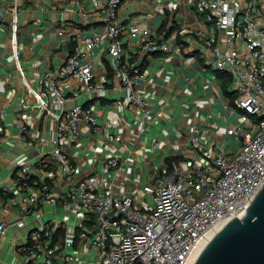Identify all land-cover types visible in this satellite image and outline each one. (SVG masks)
I'll return each instance as SVG.
<instances>
[{"label":"built area","instance_id":"obj_1","mask_svg":"<svg viewBox=\"0 0 264 264\" xmlns=\"http://www.w3.org/2000/svg\"><path fill=\"white\" fill-rule=\"evenodd\" d=\"M184 7L197 23L187 24ZM25 10L36 13L34 24L49 23L63 43L36 85L19 54ZM0 21L25 87L21 108L37 112L14 125L25 145L45 147L15 161L12 184L0 188V196L13 187L24 195L21 214L6 221L0 213V241L10 226L26 232L24 242H13L9 264H193L224 223L246 212L264 184V0H8ZM157 52L164 60L179 56L181 68L207 60L203 69L214 78L202 81L229 122L205 133L192 122V154L165 160L136 196L115 186L121 154H99L98 168L84 173L65 139L76 143L88 125L107 143L121 140L112 120L98 121L92 104L79 99L109 100L146 115L141 85ZM218 71L230 77L233 99L223 93ZM47 205L53 208L36 212V221L24 218Z\"/></svg>","mask_w":264,"mask_h":264},{"label":"crops","instance_id":"obj_2","mask_svg":"<svg viewBox=\"0 0 264 264\" xmlns=\"http://www.w3.org/2000/svg\"><path fill=\"white\" fill-rule=\"evenodd\" d=\"M7 1L0 0V6L6 5ZM160 8V16L164 18L166 13L165 9L162 11L163 2ZM183 11L188 12L186 17L188 25L198 22V16L194 15L193 11L189 12L185 7ZM35 15V12L26 10L21 13L22 18L26 20L21 28L19 46L26 76L33 85L37 84L38 78L44 74L46 68L58 61L59 52L63 48L62 39L51 29L49 23L44 21L34 24ZM159 20L158 16L156 21ZM7 27L6 23L0 21V135L4 139L0 145V188L12 184L14 172L12 167L15 161L25 159L29 153L30 156H35L45 150L41 143L29 147L20 141V132L14 125L16 119L29 122L37 112L26 111L19 103L25 87L5 42ZM176 32V29L171 31V36ZM186 56L188 61L193 57L190 53ZM180 61L177 55L166 60L160 52L153 55L152 62L146 67L147 70L149 67L152 74L141 85L148 102L146 115H142L132 106L122 109L109 100L79 99V102L92 104L98 121L112 120L114 126L111 130L121 136V140L107 143L103 133L85 125L84 136L76 143L71 142L69 138L65 139L71 156L84 173L98 168L99 154L117 152L122 157L123 174L115 186L121 190L126 186V191H132L137 195L140 190L134 192L135 182L144 184L153 174H157L167 157L192 154L189 134L192 122L198 121L204 133L206 130L214 132L215 126L229 122V118L221 110V104L213 99L210 89H206L208 81H202L208 76L214 78L210 72L203 69L208 61L199 59L198 65H187L184 68L179 66ZM127 91L124 89L123 94ZM205 92L208 94L205 95ZM26 96L31 101L34 100L29 91ZM39 133L38 130H34L31 135L37 139ZM17 192V188L13 187V193L0 196V213L6 221H11L13 217L21 214L20 203L24 195L23 192ZM52 208L49 205L40 207L39 210L26 213L24 218L28 222L36 221L38 218L36 212L43 215L44 211ZM25 235V229L19 230L14 226L7 229L5 237L0 241V264L14 261L16 245L13 242H24Z\"/></svg>","mask_w":264,"mask_h":264},{"label":"water","instance_id":"obj_3","mask_svg":"<svg viewBox=\"0 0 264 264\" xmlns=\"http://www.w3.org/2000/svg\"><path fill=\"white\" fill-rule=\"evenodd\" d=\"M193 264H264V184L246 212L224 223Z\"/></svg>","mask_w":264,"mask_h":264},{"label":"trees","instance_id":"obj_4","mask_svg":"<svg viewBox=\"0 0 264 264\" xmlns=\"http://www.w3.org/2000/svg\"><path fill=\"white\" fill-rule=\"evenodd\" d=\"M216 76L220 80L221 89H222L223 93L225 95L231 97V99H233L235 97V93H234V91H232L230 89V84H231L230 77L223 71H218ZM178 157H179V155H177V156H169V157H167L166 161L168 163H171L172 160L178 159Z\"/></svg>","mask_w":264,"mask_h":264},{"label":"rangeland","instance_id":"obj_5","mask_svg":"<svg viewBox=\"0 0 264 264\" xmlns=\"http://www.w3.org/2000/svg\"><path fill=\"white\" fill-rule=\"evenodd\" d=\"M224 132H225V129L224 128H221L219 130V134H220V139H222V137H224ZM223 142V141H222ZM143 183H139V184H136L134 187V192L137 193V190H140V195L143 196L144 192H143ZM137 196V195H136ZM135 196V198H136ZM47 219V218H45ZM74 231V228L72 229Z\"/></svg>","mask_w":264,"mask_h":264},{"label":"bare ground","instance_id":"obj_6","mask_svg":"<svg viewBox=\"0 0 264 264\" xmlns=\"http://www.w3.org/2000/svg\"><path fill=\"white\" fill-rule=\"evenodd\" d=\"M216 230H213V232L211 233V235L215 232ZM214 235V234H213Z\"/></svg>","mask_w":264,"mask_h":264}]
</instances>
